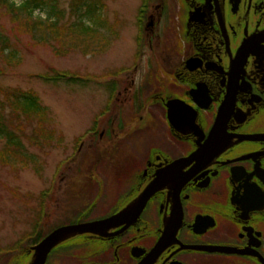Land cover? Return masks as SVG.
Returning <instances> with one entry per match:
<instances>
[{
	"label": "flooded vegetation",
	"instance_id": "1",
	"mask_svg": "<svg viewBox=\"0 0 264 264\" xmlns=\"http://www.w3.org/2000/svg\"><path fill=\"white\" fill-rule=\"evenodd\" d=\"M138 11L136 53L107 78L91 127L110 164L113 150L137 154L118 189L98 183L62 225L110 218L162 184L138 215L62 242L45 264H264V0Z\"/></svg>",
	"mask_w": 264,
	"mask_h": 264
},
{
	"label": "rangeland",
	"instance_id": "2",
	"mask_svg": "<svg viewBox=\"0 0 264 264\" xmlns=\"http://www.w3.org/2000/svg\"><path fill=\"white\" fill-rule=\"evenodd\" d=\"M12 1L16 5L22 2ZM72 1L59 0V7L66 15L72 12ZM99 1L102 5L96 13V21H83L92 28L93 36V51L87 55L76 51L57 56L50 44H37L27 35L13 36V24L8 16L0 17V26L19 53L17 62L10 64L0 58V100L7 91H33L49 111L51 121L46 128L54 131L50 143L36 144L34 140L35 144H31L27 136L36 123L20 118L23 128L20 136L32 161L25 167L0 163V264L22 262L24 257L18 259L17 256L25 254V235L32 229L40 209L44 235L72 220L89 202L92 189H98V183L101 190L118 189L125 178L122 172L125 161L134 160L137 154L135 144L131 146L133 151L119 158L113 157V150L110 164L105 160L108 146L104 143L96 146L92 141L93 118L109 95L107 78L119 72L122 65L130 64L136 53L134 34L140 3V0ZM34 16L43 18L45 14L35 11ZM65 20L68 23L62 26L72 24V34L81 32V28L75 26V17ZM145 50L148 51L147 47ZM54 73H70L76 80L54 84L36 78ZM3 111L8 116L9 107ZM17 122L15 120L14 124ZM2 145L0 139V149Z\"/></svg>",
	"mask_w": 264,
	"mask_h": 264
},
{
	"label": "trees",
	"instance_id": "3",
	"mask_svg": "<svg viewBox=\"0 0 264 264\" xmlns=\"http://www.w3.org/2000/svg\"><path fill=\"white\" fill-rule=\"evenodd\" d=\"M102 3L99 0H74L70 11L66 15V11L59 7V0H22L19 5L13 3L12 0H0V17L8 16L12 22V35H27L37 44H50L55 55L63 56L70 52L80 51L87 55L93 51L92 49V28L83 24L84 20L94 23L97 16L96 13L101 9ZM35 11L44 12L45 17L34 16ZM75 17L77 25L81 28L78 34H72L73 25L69 24L63 27L66 17ZM138 16L142 17V12L138 11ZM7 34V33H6ZM0 26V58L3 62H17L18 52L11 43L10 39ZM85 35V36H80ZM114 39V38H113ZM51 42L55 44L52 45ZM44 82H74L76 77L70 73H54V75H38ZM9 107L8 116L4 113L5 107ZM44 108L40 103V99L33 91L21 92L19 90L4 92V99L0 100V139L3 140L2 149H0V163L2 165H19L27 166V162L32 156L27 153V148L23 144L20 118H24L28 123L35 122L36 126L30 130V136L27 139L31 144H39L48 142L54 136V131L46 128V124H50L48 117V109ZM17 122V125L14 122ZM14 126V128H13ZM16 126V127H15ZM91 128V127H90ZM20 133L15 132L16 130ZM92 130V128L90 129ZM21 135V136H20ZM35 140V143H34ZM41 141V142H40ZM32 161V160H31ZM30 161V162H31ZM41 210V209H40ZM39 210V214H40ZM36 216L33 221L32 229L25 236L27 246L37 244L43 236H41V219L40 215ZM45 235V234H44ZM9 249H13L10 248ZM3 251H6L4 249ZM4 254V253H3ZM22 262L18 264H27L29 257L26 254L17 256Z\"/></svg>",
	"mask_w": 264,
	"mask_h": 264
},
{
	"label": "water",
	"instance_id": "4",
	"mask_svg": "<svg viewBox=\"0 0 264 264\" xmlns=\"http://www.w3.org/2000/svg\"><path fill=\"white\" fill-rule=\"evenodd\" d=\"M160 180H155L152 182L147 190L141 195V198L138 199L134 204L130 205L124 211L107 218L105 220L93 222H83L81 223H74L70 225H63L53 229L49 232L43 239H41L36 245L32 247V257L28 264H45V260L50 253L51 249L53 250L62 242L69 240L75 236L83 235V234H99L105 235L107 229L113 226L119 225L120 219L124 218L125 221L126 217L129 215H133L135 212L136 215L141 211L143 208V197L149 195L151 192L156 189L157 186L161 185Z\"/></svg>",
	"mask_w": 264,
	"mask_h": 264
}]
</instances>
